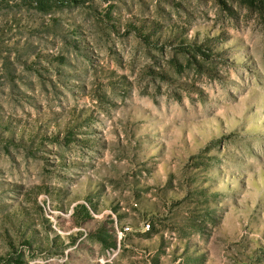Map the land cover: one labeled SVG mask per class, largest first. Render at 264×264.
Here are the masks:
<instances>
[{"label": "rangeland", "instance_id": "374dc122", "mask_svg": "<svg viewBox=\"0 0 264 264\" xmlns=\"http://www.w3.org/2000/svg\"><path fill=\"white\" fill-rule=\"evenodd\" d=\"M42 1L0 0V264H264L260 12Z\"/></svg>", "mask_w": 264, "mask_h": 264}, {"label": "trees", "instance_id": "16d2710c", "mask_svg": "<svg viewBox=\"0 0 264 264\" xmlns=\"http://www.w3.org/2000/svg\"><path fill=\"white\" fill-rule=\"evenodd\" d=\"M60 2H63L62 0H59ZM222 1L223 4H226L224 2V0H220ZM245 2L248 3V5L256 8L260 14L262 15V17L264 18V0H244ZM40 4H47L48 1H42L39 0ZM180 50L190 53V52H196L199 54H202L205 57H210L211 54L209 53L211 51V49H209L208 47H205L203 44H199L197 42H191V43H185V44H181V46L179 47ZM195 54V53H193ZM192 54V58L194 60H196L195 56ZM76 212H78L81 217L82 220L88 218L91 216L90 211L88 210V208L84 205V204H80L76 207L75 209Z\"/></svg>", "mask_w": 264, "mask_h": 264}, {"label": "built area", "instance_id": "2783aa9c", "mask_svg": "<svg viewBox=\"0 0 264 264\" xmlns=\"http://www.w3.org/2000/svg\"><path fill=\"white\" fill-rule=\"evenodd\" d=\"M150 226H151V225H150V223L148 222V223L146 224L145 228L149 230V229H150Z\"/></svg>", "mask_w": 264, "mask_h": 264}]
</instances>
